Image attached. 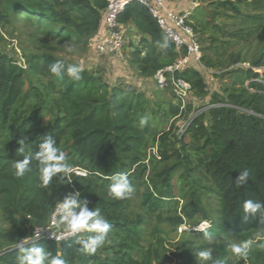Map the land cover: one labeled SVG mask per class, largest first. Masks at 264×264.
Masks as SVG:
<instances>
[{
	"label": "trees",
	"instance_id": "trees-1",
	"mask_svg": "<svg viewBox=\"0 0 264 264\" xmlns=\"http://www.w3.org/2000/svg\"><path fill=\"white\" fill-rule=\"evenodd\" d=\"M226 5L237 11L232 2L223 3L224 9L228 8ZM105 6L104 0L36 3L11 0L9 10L30 20L46 39H68L76 46L86 47L101 25ZM4 16H0V24L7 22ZM215 19L206 8L196 7L189 20L196 34H206L219 32ZM118 21L132 23L144 36L130 60L140 76L163 71L175 63L177 53L173 44L167 39V48L159 46L165 36L147 9L131 4ZM22 58L24 68L11 55L0 52V212L9 224L8 230L0 232V238L14 244L23 239L27 228L21 219L28 220L31 231L43 225L56 200L67 189L66 179L56 182L58 177L48 187L42 186L35 168L22 178L14 176L12 160L23 159L29 152L26 148L24 153H18L17 141L22 136L29 138L27 143L33 154L45 136L56 137L68 163L89 173L86 178L73 177L80 199H88L90 208H99L112 224V231L136 232L130 222L131 197L125 200L108 197L106 177L128 172L133 187L142 180L150 168V162L146 163L147 151L158 133L154 116L157 112L152 110L151 115L147 114L148 102L143 93L109 85L93 70L81 69L79 80L65 77L58 81L47 71V65L62 59L48 53L22 55ZM255 66L264 67V55ZM176 74L192 89L203 91L202 76L195 69L187 68ZM259 76L251 69L240 70L239 88L212 95L214 106L207 112L206 125L203 117L194 119L186 135L178 141L179 149L158 150L156 163L163 166L159 171L156 165L151 166V174L143 181L145 190L140 200L150 214H157L180 198L181 215L166 217L177 230L185 224V218L193 220L194 227L207 221L201 208L202 196L204 192H213L217 200L216 214L210 221L216 231L214 241L220 244L224 237L230 236L240 241L251 240L247 264L264 263V248L257 246L264 243V218L245 220L242 210L247 199L264 201V84L256 81ZM32 77L44 78L45 82L36 85ZM141 118H146L143 125ZM45 119L47 125L43 126ZM175 157L181 158L180 162L170 165L169 161ZM244 169L249 170V179L237 186L235 180ZM191 233L202 237V232ZM72 240L59 246L38 243L54 255L62 252L68 264L75 261L83 264L88 254L77 251L78 246ZM121 249L127 250L123 243ZM217 251L224 261L221 244ZM119 254L121 251H117V257ZM17 255L15 249L6 252L0 256V262L16 264ZM88 257L94 258V254ZM128 260L122 255L121 262L116 260V264Z\"/></svg>",
	"mask_w": 264,
	"mask_h": 264
},
{
	"label": "rangeland",
	"instance_id": "rangeland-1",
	"mask_svg": "<svg viewBox=\"0 0 264 264\" xmlns=\"http://www.w3.org/2000/svg\"><path fill=\"white\" fill-rule=\"evenodd\" d=\"M30 3L40 0H21ZM192 2L198 7L206 8L216 17L215 23L219 25V32L198 33V41L201 47L200 65L191 67L198 71L203 79V91L191 88L189 94L179 96L173 86L176 73H165L163 82L157 81V73L147 76H140L137 67L129 63V55L137 48L136 35L133 32L126 33V45L122 58V68L130 69L129 73L135 74L128 82H122L120 76L117 78V71L109 73L97 65L99 58L107 60L109 55H100L95 52L92 44L86 47L76 46L70 40L46 39L34 28V24L27 21L21 14H14L9 10L11 0H0V16L5 15L7 22L0 24V52L8 53L16 62L23 66V56L30 54H52L67 64H77L81 69L93 70L98 73L109 85H117L128 92L143 93L148 102L147 114L151 115L152 110L156 111L155 121L157 136L147 151L146 163L150 162V168L142 177L136 181L134 193L129 200L130 231H112L109 237L110 242L98 248L94 258L86 256L83 264H116L122 260L130 259L122 264H201L196 253L204 247H211L214 258H219L217 247L223 246L225 252L224 264H247L246 258H241L229 249L232 243L240 240L235 237H224L220 244L213 241L209 244L197 233H191L189 227H194L193 220L184 219V225L175 230L166 217L181 215L183 202L180 198L172 202L167 210L157 214H150L140 202L145 190L143 181L151 174V166L156 165L158 171L163 166L157 165L159 149H179L178 141L186 135V131L192 121L196 118H204V124L208 123L207 112L212 106V95L223 94L224 90L231 91L240 87L238 78L240 70L251 69L260 76L256 81L264 84V67H256L255 64L264 55V0H185ZM232 2L237 11L230 6L224 9L225 2ZM132 33V35H131ZM69 49H71L69 51ZM132 50V51H131ZM95 58V59H90ZM178 59V56L176 60ZM108 61V60H107ZM120 59L117 58L118 68H121ZM237 61V62H236ZM95 63V64H94ZM115 70L114 65H109ZM121 68V69H122ZM122 71L120 75H124ZM122 77V76H121ZM31 81L38 85L45 82L44 78L32 77ZM47 125L45 119L43 126ZM181 158H173L170 165L179 163ZM154 173V172H153ZM178 173H181L178 170ZM216 196L211 191L203 193L201 208L207 215L208 222L216 214ZM200 216V214H199ZM197 216V217H199ZM201 218V217H200ZM168 219V218H167ZM27 228L26 236L31 230L27 219H21ZM186 228V229H185ZM9 229L0 212V232ZM25 236V237H26ZM123 243L125 249L120 250ZM15 249V244L0 238V256ZM117 251L121 254L117 257ZM187 255L182 257L186 252ZM221 259V258H219ZM68 260V259H66ZM69 263V262H68ZM1 264V262H0ZM74 264H79L77 261ZM211 264V262H207ZM264 264V263H263Z\"/></svg>",
	"mask_w": 264,
	"mask_h": 264
},
{
	"label": "clouds",
	"instance_id": "clouds-1",
	"mask_svg": "<svg viewBox=\"0 0 264 264\" xmlns=\"http://www.w3.org/2000/svg\"><path fill=\"white\" fill-rule=\"evenodd\" d=\"M159 46L162 48L168 47L166 37ZM47 71L58 81L64 80L65 77L73 80L81 78L79 65H66L63 61H56L47 65ZM145 122L146 118H141V125ZM28 139L27 136H22L17 141L19 144L18 153H24L26 148L29 149V152L27 155H23V159L12 160L10 167L14 176L22 178L26 174L32 173L35 168L44 187L52 184L53 179L56 177H58L56 182L67 179L68 183H70L74 169L68 163L65 152L58 146L56 137L45 136L43 141L38 144V150L34 154L30 150L31 145L27 143ZM249 175L248 169L242 170L239 172L235 184L237 186L244 185L248 181ZM106 178L109 180L106 188L108 197L117 200H125L131 197L134 187L129 179L128 172H115ZM80 196V191H75L64 196L62 200H56L53 216L57 231L55 233L48 231L50 232V237L54 238L55 241H65L74 238V243L78 246L77 251L93 254L105 243L110 242L109 237L113 226L101 214L99 208H90V201L88 199H80ZM242 210L245 220L256 216L264 218V201L247 199L242 204ZM200 229L202 230V238L209 244L216 239V231L213 230L210 222H203L200 225ZM43 230L45 228L36 229L31 236L16 240L15 250L18 252L16 264H68L62 252L54 255L38 243L42 238L41 233ZM257 246L264 248V243H259ZM251 247V240H243L229 245L231 253L241 258H246L249 255ZM196 255L201 264H207V262L224 264L222 259L213 257L211 247L200 249Z\"/></svg>",
	"mask_w": 264,
	"mask_h": 264
},
{
	"label": "built area",
	"instance_id": "built-area-1",
	"mask_svg": "<svg viewBox=\"0 0 264 264\" xmlns=\"http://www.w3.org/2000/svg\"><path fill=\"white\" fill-rule=\"evenodd\" d=\"M104 1L106 3V6L101 12V24L105 29L106 37L103 41H99L94 45L96 53L100 55L110 53L119 59L123 58V53L126 45V36L118 19L120 15L124 12L126 7L131 4H138L148 10L151 17L155 20L157 26L161 30L162 34L168 39L170 43L173 44L174 51L177 53L178 56V59L172 66L167 67L163 71H158L156 75L158 82H163L165 73H180L187 68L200 65L201 47L198 41V34L195 33L193 25L188 19V17L185 14H182L181 12L169 9L166 5V0ZM18 65L22 68L25 67L24 63L23 66L20 64ZM173 86L175 87L176 93L179 96L187 95L191 91V86L182 81L179 77H176V79L173 81ZM73 169L74 171L71 174L72 181L68 183L66 179L67 189L61 193L58 200H62L64 196L77 191L76 187L73 184V177L86 178L89 174L87 171L81 168ZM53 211L54 207L51 210L46 222L41 226L33 228L29 236L32 235L34 230L39 228H45V230H43L41 233L42 238L38 242H49L59 246L62 243L70 241L74 238H70L65 241H55L54 238L50 237L49 231L53 233L57 231ZM203 222L193 228H189L190 231L202 232V230L200 229V225H202Z\"/></svg>",
	"mask_w": 264,
	"mask_h": 264
},
{
	"label": "crops",
	"instance_id": "crops-1",
	"mask_svg": "<svg viewBox=\"0 0 264 264\" xmlns=\"http://www.w3.org/2000/svg\"><path fill=\"white\" fill-rule=\"evenodd\" d=\"M166 5H167V7L169 9H172V10H175L177 12H181L182 14H185L188 17V19H190V16L192 15L193 10L196 7H198L197 5L192 3L191 1L187 2L185 0H166ZM121 26H122V28H123V30L125 32V36H126L127 32H133L136 35V39H137L138 42L135 43V45H137V48H138L139 41L144 36L130 22L123 23V24H121ZM131 35H132V33H131ZM105 37H106V32H105V29H104L103 25L101 24L99 29H98V31L94 35L92 41L90 42V44H92V46H94L97 42L103 41L105 39ZM105 55H109V56H107V60L108 61L105 60L104 58H102V60L99 58V61H97L98 63H96V64L100 65L101 69H103L106 72V74L109 73V76H110L112 72L117 71V73H116L117 75L116 76H117V78H118V76H120L119 77V78H121L120 83L128 82L129 79H132V76H134L135 74L129 73L130 69L127 70V69H125V67L122 68L124 66V65H122L123 64L122 63V59H120V61H119L120 66L122 68L121 69V68L117 67V65H118L117 57H115L114 55H112L110 53L109 54H105ZM131 56H132V54L128 56L129 57V61L131 60ZM90 59L92 60V59H95V58H91L90 57ZM110 64L115 66V70L113 68H110V66H109ZM122 71L125 73L124 75H120ZM104 81H106V80H104ZM106 83H108V82H106Z\"/></svg>",
	"mask_w": 264,
	"mask_h": 264
}]
</instances>
